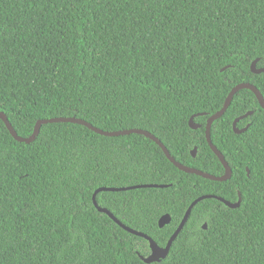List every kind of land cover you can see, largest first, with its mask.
<instances>
[{"label": "trees", "instance_id": "16d2710c", "mask_svg": "<svg viewBox=\"0 0 264 264\" xmlns=\"http://www.w3.org/2000/svg\"><path fill=\"white\" fill-rule=\"evenodd\" d=\"M258 59L264 68V0H0V112L22 138L40 120L87 115L107 132L148 131L179 163L222 176L207 120L239 84L264 97ZM211 139L233 171L226 182L179 170L143 135L53 123L26 144L0 119V264H147L149 242L93 196L152 184L168 187L100 192L97 202L160 247L198 198L242 196L236 209L199 202L152 264H264V111L252 91L235 95Z\"/></svg>", "mask_w": 264, "mask_h": 264}, {"label": "water", "instance_id": "95a60500", "mask_svg": "<svg viewBox=\"0 0 264 264\" xmlns=\"http://www.w3.org/2000/svg\"><path fill=\"white\" fill-rule=\"evenodd\" d=\"M259 62V59L254 61L251 65V70L254 74H261L264 73V68L258 69L257 68V64ZM244 89H248L250 91H252L255 96L258 99V102L261 106V108L264 111V97L262 95V93L260 92V90L249 83H242L239 84L237 86H235L230 94L228 95L223 108L218 111L216 114L210 116L207 120V124H206V140L210 146V148L212 149V151L216 154V156L219 158L220 162L222 163V165L224 166L225 169V173L222 176H214L210 173L204 172L202 170L196 169V168H192V167H188L185 166L181 163H179L169 152V150L167 149V147L157 138L155 137V135L151 134L148 131L145 130H141V129H129V130H124V131H115V132H107L104 130H101L99 128L94 127L92 124L82 120V119H78L75 117L72 118H66V117H60V118H51V119H44V120H40L37 122L34 132L33 134L29 137V138H22L20 137L17 132L14 130L13 126L11 125L8 116L3 113L0 112V119L5 123L6 127L8 128L9 132L11 133V135L14 137V139L18 142L21 143H26V144H31L33 143L39 136L41 129L43 127V125H48V124H53V123H73V124H79V125H83L87 128H89L90 130H92L93 132L105 136V137H121V136H127V135H131V134H138V135H143L149 139H151L152 141H154L165 153L166 157L181 171L187 173V174H194L200 177H203L205 179L208 180H212V181H216V182H226L228 180H230L232 178V174L233 171L231 169V167L229 166L228 162L226 161L224 155L219 151V149L213 144L212 139H211V129H212V125L215 121H217L218 119H220L221 117L224 116V114L227 112L228 108L230 107L235 95L240 92L241 90ZM202 116L204 114H199L196 116H192L190 121H189V125L193 130H197L199 128H201L200 124L195 123L194 119L197 116ZM253 112H248L247 114L237 118L234 123H233V129L234 132L236 134H242L244 133L248 126L243 128V129H238L237 125L240 121L246 119L249 116H252ZM193 156L195 157L197 155V148H195L193 150ZM248 171V175L250 174V171L247 169ZM168 187L167 185H157V184H152V185H139V186H135V187H128V188H100L98 189L96 192H119V191H127V190H131V189H138V188H166ZM95 192V193H96ZM93 196V202L95 207L102 213L107 214L112 220H114L119 226H121L124 230H126L127 232L134 234L138 237L141 238H145L149 244H150V249H151V254L148 257H143L140 255V258L147 264H152L155 262H160L161 260L165 259L169 252L170 249L172 247L173 242L177 239V237L179 236V234L181 233V231L184 229L186 223L188 222L192 210L193 208L201 201L205 200V199H216L219 200L221 202H223L226 206H228L229 208L232 209H236L238 207H240L241 202H242V196L241 193H239V200L236 203H231L226 201L225 199L221 198V197H217L214 195H205L202 196L200 198H198L197 200H195L190 207L188 208L187 212L185 213V216L183 218V220L181 221L180 225L178 226V228L176 229V231L174 232V234L171 236L170 240L168 241L167 245L165 247H160L151 237H149L148 235L136 231L126 225H124L120 220H118L108 209L106 208H101L97 202V196L95 195ZM172 221V218L169 214L164 215L160 220H159V226L160 228H164L165 226L169 225ZM205 228L207 227L206 224L204 226Z\"/></svg>", "mask_w": 264, "mask_h": 264}, {"label": "snow or ice", "instance_id": "6c2138e0", "mask_svg": "<svg viewBox=\"0 0 264 264\" xmlns=\"http://www.w3.org/2000/svg\"><path fill=\"white\" fill-rule=\"evenodd\" d=\"M77 111H80V109L77 108ZM87 118H88L87 115H84V116L81 117V119H87ZM93 118H95V117H93ZM92 182H93L94 184L97 183V182H98V178H97V177H93V181H92ZM95 195H96V196H99L100 193H99V192H96Z\"/></svg>", "mask_w": 264, "mask_h": 264}, {"label": "flooded vegetation", "instance_id": "af4514ba", "mask_svg": "<svg viewBox=\"0 0 264 264\" xmlns=\"http://www.w3.org/2000/svg\"><path fill=\"white\" fill-rule=\"evenodd\" d=\"M247 127V126H246ZM239 129V128H238Z\"/></svg>", "mask_w": 264, "mask_h": 264}]
</instances>
